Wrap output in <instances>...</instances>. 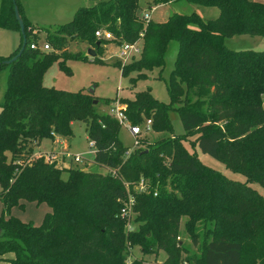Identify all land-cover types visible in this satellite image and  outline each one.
Masks as SVG:
<instances>
[{
	"label": "trees",
	"instance_id": "trees-1",
	"mask_svg": "<svg viewBox=\"0 0 264 264\" xmlns=\"http://www.w3.org/2000/svg\"><path fill=\"white\" fill-rule=\"evenodd\" d=\"M92 1L54 33L47 31L52 49L46 51L31 48L39 40L29 30L38 27L22 2L0 0V28L21 32L16 4L26 32L16 60L5 62L22 50V33L15 51L0 55V68L9 67L0 103V197L7 213L28 202L47 203L51 210L41 225L1 214L0 259L11 264H156L148 258L164 251L166 264H264V195L251 185L264 187V49L234 50L226 44L236 35L264 36V0H185L218 7L220 15L204 20L196 12L175 11L164 21H146L140 0ZM97 30L113 38L97 37ZM74 41L94 48L95 61H102L107 43H139V57L116 63L124 75L138 73L133 81L156 68L163 72L168 46L177 41L170 102L155 98L151 88L120 98L133 124L152 118L155 131L171 134L155 142L143 138L127 157L120 122L96 111L100 101L95 103L94 93L46 86L44 74L55 60L69 71L62 60L77 56L69 51ZM172 112L179 114L185 133L172 135ZM76 121L88 124L94 168L35 157L34 147L43 138L71 135ZM196 147L246 180L205 164ZM141 180L143 191L137 189ZM128 188L135 196L133 231L120 215ZM184 217L195 246L198 223L212 224L199 257H182ZM137 247L149 257L129 260Z\"/></svg>",
	"mask_w": 264,
	"mask_h": 264
},
{
	"label": "rangeland",
	"instance_id": "rangeland-1",
	"mask_svg": "<svg viewBox=\"0 0 264 264\" xmlns=\"http://www.w3.org/2000/svg\"><path fill=\"white\" fill-rule=\"evenodd\" d=\"M24 5L27 17L38 28L29 30L32 37H36L39 40L41 46L47 42V31L54 33L61 25L69 22L75 12L80 7L91 6L94 4L92 0H20ZM140 13L143 15L149 13L154 21L166 20L168 17L165 12L169 11L180 12L185 14H191L196 12L202 16L204 20H210L217 18L220 15V9L218 7H209L201 4L188 2L185 0L174 2L172 4H166L164 7H159L154 4V0H140ZM169 14V15H170ZM145 19V18H144ZM146 20V19H145ZM21 43V32L18 30L1 29L0 28V55L8 56L13 50H16ZM228 47L234 50L241 49H264V36L253 35H236L226 39ZM88 45L81 42H73L70 46V53L77 54L76 57L69 55L62 60L68 67L65 70L59 60H55L44 74L43 82L48 87H56L67 91H84L90 92L91 89H95L94 96L99 99V103L96 106V111L102 114L108 113L111 115L110 110L116 105L121 107H127L120 98H135L136 93L143 91L147 88H151V91L155 98L163 101L170 102V94L168 91V84L170 83V74L175 65L176 53L178 48V42L173 41L169 44L166 53V66L163 72L156 68L152 71H147V77L138 78L133 81L131 78H136L138 73L136 71L131 72L129 75L122 73L121 67L117 66V62L126 64L132 61L133 57H139V53H136L133 57H129L128 60L123 61L119 57L120 47L116 42H110L104 46V54L100 56L102 61H95L91 55L88 54ZM49 51V50H46ZM13 53V52H12ZM85 56L89 58H85ZM9 74V67L3 66L0 68V103L5 100V91L7 88V80ZM112 116V115H111ZM172 121L174 132L172 135H178L185 133L181 118L177 112H172ZM142 127L146 125V118ZM88 124L85 121L74 122L72 129L73 132L69 136H59L62 139L67 140L69 143L68 152L70 154L82 155L85 158L83 163L69 164L67 161V167L73 168H86L91 169L95 167L94 160V147H91V141L87 132ZM171 132H157L152 128L144 134L150 142H155L162 139L165 136L170 135ZM121 141L124 145L131 147L134 143V137L131 135L126 125H121L119 133ZM194 139V136L191 137ZM187 147L194 151L189 142H186ZM58 147L53 143L51 137H45L41 143L36 146L40 151L39 155H44L45 152L50 151L52 148ZM198 152L200 159L207 165L221 171L223 174L231 179L245 181L246 176L239 172H235L228 168L226 164L213 156L204 153L200 148L195 149ZM58 155H62L66 152V148L56 149ZM42 152V153H41ZM32 160V157L31 159ZM64 163H62L64 165ZM65 166V165H64ZM66 167V166H65ZM99 171L106 172L105 168H95ZM68 172L63 173L64 178H68ZM251 185L264 195V187L257 183L252 182ZM51 211L47 203L37 204L36 202H28L25 206H15L9 213L6 212L5 204L0 197V215L6 212L8 215L16 216L24 222H32L34 225H41L44 221L46 214ZM186 217L181 221L179 239L182 241L185 250L182 252V257L187 259L191 256L199 257L204 240L210 239L208 232L212 227L211 223H198L197 233L200 235L199 244L194 245L189 232L186 228ZM131 226L136 228L134 221ZM134 257H149L142 253L140 248L131 249V255L129 260ZM155 254L150 255L148 260L154 262H162L166 259V253L159 251L157 259ZM0 264H10L9 260L0 259Z\"/></svg>",
	"mask_w": 264,
	"mask_h": 264
},
{
	"label": "built area",
	"instance_id": "built-area-1",
	"mask_svg": "<svg viewBox=\"0 0 264 264\" xmlns=\"http://www.w3.org/2000/svg\"><path fill=\"white\" fill-rule=\"evenodd\" d=\"M144 18L146 21L151 20V15L149 13L144 14ZM96 36L97 37H105L108 39H112L113 35L111 32H107L104 30H97L96 31ZM120 47V53L118 54L121 60L126 61L128 60L129 57H133L136 53L141 52V46L139 43H127L124 42L119 45ZM32 49H42V50H51L52 46L46 42L44 43L43 46H41L39 43H32L31 44ZM125 107H121L120 105H116L111 108L110 113L113 117L118 119L121 125H126L128 130L130 131L131 135L134 137V143L129 149L126 150L125 156H130L131 153L142 146V139L144 138V134L151 130L153 121L152 118H147L146 119V125L145 127H142L141 124H133L128 116L124 112ZM54 137L57 135L53 133ZM91 141V140H90ZM91 147H94V142L91 141ZM35 157H43L47 162L53 163V162H58V163H64V158H68L71 160L72 163H83L84 162V157L82 155L78 154H70L69 152H64L62 155H58L57 151H50V152H45L44 155H39L35 154ZM65 164V163H64ZM110 171V170H109ZM113 174H117V171L111 170ZM129 186V184H126ZM137 189L143 191L146 189V184L144 180H141L138 184ZM134 205H135V196L132 194V192L128 188V197L124 201V205L121 209V216L124 218L126 221V227L129 231H133L134 227L131 226L132 221L134 220L135 216V211H134ZM131 249V248H130ZM156 264H166L165 262H156ZM181 264H188L187 261H183Z\"/></svg>",
	"mask_w": 264,
	"mask_h": 264
},
{
	"label": "water",
	"instance_id": "water-1",
	"mask_svg": "<svg viewBox=\"0 0 264 264\" xmlns=\"http://www.w3.org/2000/svg\"><path fill=\"white\" fill-rule=\"evenodd\" d=\"M14 2H15V0H14ZM15 13H16L17 19L19 20V24H20V27H21V33H22V35L24 37V45L22 47V50L17 55H15L13 58L5 61L6 63H11L12 61L16 60L21 55L23 49L25 48V43H26V32H25L24 21H23L21 15H20L19 9H18L16 4H15ZM88 54L91 55L92 57H95L96 56L95 49L94 48H89L88 49ZM94 92H95V89H91L90 90V93H94ZM98 102H99V100L96 99L95 103H98Z\"/></svg>",
	"mask_w": 264,
	"mask_h": 264
},
{
	"label": "crops",
	"instance_id": "crops-1",
	"mask_svg": "<svg viewBox=\"0 0 264 264\" xmlns=\"http://www.w3.org/2000/svg\"><path fill=\"white\" fill-rule=\"evenodd\" d=\"M24 6V5H23ZM157 6H159V7H164V6H166V4H158ZM26 13V12H25ZM165 14L168 16L169 14H170V12L169 11H167V12H165ZM26 15H27V13H26ZM152 19V18H151ZM153 20V19H152ZM161 21H163V20H161ZM15 50H13L12 52H14ZM12 52H10L9 54H11ZM0 111H1V107H0ZM59 136H61V135H56L55 137H53L52 139H53V143L54 144H57L58 145V147H56V149H59V148H66V152H68V147H69V143L67 142V140H65V139H62L61 137H59ZM38 146V145H37ZM56 149L53 147L50 151H56ZM50 151H47V152H50ZM34 153L35 154H38V153H40V151L36 148V146L34 147ZM42 153V152H41ZM94 159H95V152H94ZM68 159L67 158H64V161H67ZM84 161H85V159H84ZM94 161V160H93ZM68 162H69V164H70V162H71V160H68ZM65 166H67V164L65 163L64 164ZM162 262H164V261H162ZM11 264V263H10Z\"/></svg>",
	"mask_w": 264,
	"mask_h": 264
}]
</instances>
